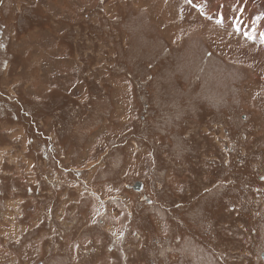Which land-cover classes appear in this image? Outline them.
Listing matches in <instances>:
<instances>
[{"label": "rangeland", "instance_id": "obj_1", "mask_svg": "<svg viewBox=\"0 0 264 264\" xmlns=\"http://www.w3.org/2000/svg\"><path fill=\"white\" fill-rule=\"evenodd\" d=\"M0 264H264V0H0Z\"/></svg>", "mask_w": 264, "mask_h": 264}]
</instances>
